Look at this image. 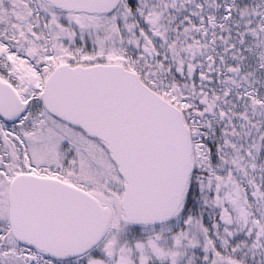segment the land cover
I'll return each instance as SVG.
<instances>
[{"label":"snow or ice","instance_id":"1","mask_svg":"<svg viewBox=\"0 0 264 264\" xmlns=\"http://www.w3.org/2000/svg\"><path fill=\"white\" fill-rule=\"evenodd\" d=\"M0 264H264V0H0Z\"/></svg>","mask_w":264,"mask_h":264}]
</instances>
